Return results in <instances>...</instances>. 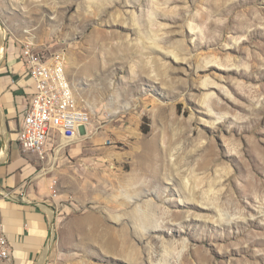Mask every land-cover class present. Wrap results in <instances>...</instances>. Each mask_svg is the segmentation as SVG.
Returning a JSON list of instances; mask_svg holds the SVG:
<instances>
[{
    "label": "rangeland",
    "instance_id": "rangeland-1",
    "mask_svg": "<svg viewBox=\"0 0 264 264\" xmlns=\"http://www.w3.org/2000/svg\"><path fill=\"white\" fill-rule=\"evenodd\" d=\"M0 25L1 66L26 42L62 52L90 115L44 159L19 147L29 202L1 189L44 220L30 264H264V0H0Z\"/></svg>",
    "mask_w": 264,
    "mask_h": 264
},
{
    "label": "crops",
    "instance_id": "crops-1",
    "mask_svg": "<svg viewBox=\"0 0 264 264\" xmlns=\"http://www.w3.org/2000/svg\"><path fill=\"white\" fill-rule=\"evenodd\" d=\"M5 50L8 52L9 48L6 47ZM25 93H30L32 98L33 83L26 73L20 52L16 56L12 52H8L5 63L2 66L0 64V114H2L0 115V129L2 131V135L0 134V192L2 189L4 191L2 193H7L6 196L13 195L14 198H11L13 201L29 202L36 194L33 193L32 188L23 187L26 178L31 174V168H22L25 159L21 156L23 149L19 141L18 146L14 142L10 143L9 147L6 148V159H2L3 148L8 142L6 132L3 129L4 119L6 118L8 121L5 123L7 128V126L12 125L10 119L13 121L20 112L25 111L26 113L25 100L22 99ZM62 143L63 141L60 144ZM62 146L59 147L62 148ZM0 208L2 228L4 225L2 232L9 242L11 258L19 264H30V258L37 253L45 238L44 220L41 216L33 213L29 205L3 202L0 204Z\"/></svg>",
    "mask_w": 264,
    "mask_h": 264
},
{
    "label": "built area",
    "instance_id": "built-area-1",
    "mask_svg": "<svg viewBox=\"0 0 264 264\" xmlns=\"http://www.w3.org/2000/svg\"><path fill=\"white\" fill-rule=\"evenodd\" d=\"M20 58L33 83V95L18 132V141L24 151L44 159L53 137L69 145L90 122L89 112L76 100L75 94L64 92L68 80L62 52L45 53L33 44L24 43ZM52 73H59V81H52ZM51 181V189L55 187ZM14 198L13 195H8ZM0 257L10 258V245L0 233Z\"/></svg>",
    "mask_w": 264,
    "mask_h": 264
},
{
    "label": "bare ground",
    "instance_id": "bare-ground-1",
    "mask_svg": "<svg viewBox=\"0 0 264 264\" xmlns=\"http://www.w3.org/2000/svg\"><path fill=\"white\" fill-rule=\"evenodd\" d=\"M134 23H135V21H134ZM5 36H6V31L3 29V27L0 25V62H1V60L3 59V46H2V42L4 41V39H5ZM150 41H152V40H150ZM154 46H156V43L154 42V41H152L151 42ZM151 44V45H152ZM167 53H170L171 55H173V57L174 58H179L178 57V53L177 52H175V51H173V50H170V51H167ZM63 60H64V58H63ZM52 81H59V73H52ZM71 90H72V93L74 94V91H73V88H72V86H71V84H70V82H69V80H67L66 81V84H64V92H71ZM79 99V98H78ZM76 100H77V98H76ZM78 101V100H77ZM79 105H81L80 104V102H79ZM82 106V105H81ZM0 115H2V114H0ZM85 129V128H84ZM83 129V130H84ZM6 131V130H5ZM7 135V134H6ZM78 137V136H77ZM77 137H76V139H77ZM4 145V144H3ZM145 152V151H144ZM149 152V151H148ZM147 155V154H146ZM173 155V154H172ZM6 156H7V150H6V146H4V148H3V151H2V159L3 160H5L6 159ZM137 162V161H136ZM142 164H144V163H142ZM138 165V164H137ZM146 165H144V167H145ZM110 167V166H109ZM113 167V166H112ZM140 167V166H139ZM51 169H52V167H51ZM111 169V168H110ZM43 170H45V169H43ZM48 170H49V168H48ZM43 174H44V171H43V173L42 174H38V176L37 177H41V176H43ZM53 184H56V180H53ZM126 193V192H125ZM7 194V193H6ZM126 196L127 195H129L128 193L127 194H125ZM131 196V195H130ZM130 196H128V197H130ZM133 197V196H132ZM191 200H192V198H190ZM204 204H207V202H205ZM143 205V204H142ZM44 209L47 211V213L49 214V216L50 217H52V211L49 209V208H47L46 206H44ZM141 209V208H140ZM156 209V207L154 206V205H152L150 202H147V203H145V205H143V209H142V211H140V212H138V210H135L134 212H132L133 214L130 216V217H132L133 216V223H134V225H136L137 227L139 226V225H137L138 224V222H140L142 225H141V227L143 226V225H145V226H147V225H149V224H157V220L153 217L154 216V210ZM133 211V210H132ZM136 226H134V228L136 227ZM144 226V227H145ZM143 227V228H144ZM139 229H142V228H140L139 227ZM146 229H147V227H146ZM51 235L53 236V232L51 233ZM47 253H48V248L47 247H45L44 248V250H43V252L41 253V255L39 256V258H38V261L36 262V264H43V262H44V260H45V258H46V256H47ZM135 258H134V256H129V264H135V263H133V262H135Z\"/></svg>",
    "mask_w": 264,
    "mask_h": 264
}]
</instances>
